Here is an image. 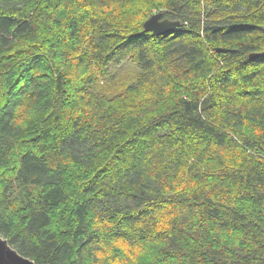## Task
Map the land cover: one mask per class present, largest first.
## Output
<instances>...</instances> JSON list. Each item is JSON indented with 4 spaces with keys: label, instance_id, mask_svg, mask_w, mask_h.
Listing matches in <instances>:
<instances>
[{
    "label": "trees",
    "instance_id": "16d2710c",
    "mask_svg": "<svg viewBox=\"0 0 264 264\" xmlns=\"http://www.w3.org/2000/svg\"><path fill=\"white\" fill-rule=\"evenodd\" d=\"M0 235L35 264H264V0H0Z\"/></svg>",
    "mask_w": 264,
    "mask_h": 264
},
{
    "label": "water",
    "instance_id": "95a60500",
    "mask_svg": "<svg viewBox=\"0 0 264 264\" xmlns=\"http://www.w3.org/2000/svg\"><path fill=\"white\" fill-rule=\"evenodd\" d=\"M180 22L163 17L162 12H155L143 22V29L153 35H163L177 29ZM217 51H227L226 48H217ZM251 57L256 54H251ZM0 264H35V262L12 248L8 241L0 235Z\"/></svg>",
    "mask_w": 264,
    "mask_h": 264
},
{
    "label": "rangeland",
    "instance_id": "374dc122",
    "mask_svg": "<svg viewBox=\"0 0 264 264\" xmlns=\"http://www.w3.org/2000/svg\"><path fill=\"white\" fill-rule=\"evenodd\" d=\"M139 68L129 59H123L120 62L109 65L108 82L114 84H128L135 80ZM102 81V80H101Z\"/></svg>",
    "mask_w": 264,
    "mask_h": 264
}]
</instances>
